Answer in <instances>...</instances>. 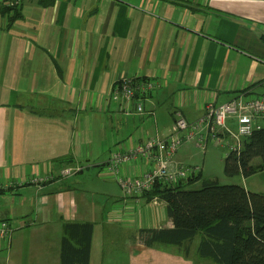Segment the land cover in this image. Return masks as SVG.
<instances>
[{"label": "crops", "instance_id": "obj_1", "mask_svg": "<svg viewBox=\"0 0 264 264\" xmlns=\"http://www.w3.org/2000/svg\"><path fill=\"white\" fill-rule=\"evenodd\" d=\"M10 20L0 12V219L14 229L0 264H61L67 221L94 223L89 264H217L199 259L200 236L188 256L147 246L143 229L173 226L166 203L126 197L104 168L167 136L177 110L264 95V0H23ZM124 76L159 83L144 112L112 98ZM71 163L84 168L30 181Z\"/></svg>", "mask_w": 264, "mask_h": 264}, {"label": "trees", "instance_id": "obj_2", "mask_svg": "<svg viewBox=\"0 0 264 264\" xmlns=\"http://www.w3.org/2000/svg\"><path fill=\"white\" fill-rule=\"evenodd\" d=\"M0 12L14 21L20 16V6L0 4ZM224 162L228 175L247 177L264 170V127L246 140L240 152L228 153ZM201 177L200 173L177 186L157 183L145 193L166 203L173 223L171 227L143 229L145 244L175 246L188 256L200 236L199 257L217 264H264V192L213 178L203 179L200 188H186ZM93 228L91 221L63 223L61 264H89Z\"/></svg>", "mask_w": 264, "mask_h": 264}, {"label": "built area", "instance_id": "obj_3", "mask_svg": "<svg viewBox=\"0 0 264 264\" xmlns=\"http://www.w3.org/2000/svg\"><path fill=\"white\" fill-rule=\"evenodd\" d=\"M23 0H0L6 7L20 6ZM159 83L151 80H135L124 76L112 91V98L120 99L127 110L144 112V97L156 89ZM131 104L134 106L131 107ZM264 127V95H251L241 92L221 103L210 100L204 106L202 114L194 120H188L180 110L175 112V120L169 134L165 137L147 136L124 149L112 152L104 172L115 180L126 197L140 198L151 191L157 183L177 186L198 176L202 167L187 164L176 159V153L183 141H194L206 149L209 141L230 152H240L246 140ZM140 164L142 170H133ZM79 163L66 164L58 171L46 175H34L32 183L43 185L49 181L64 179L83 170ZM156 200V197L154 198ZM14 229L6 219H0V239L10 245Z\"/></svg>", "mask_w": 264, "mask_h": 264}, {"label": "rangeland", "instance_id": "obj_4", "mask_svg": "<svg viewBox=\"0 0 264 264\" xmlns=\"http://www.w3.org/2000/svg\"><path fill=\"white\" fill-rule=\"evenodd\" d=\"M224 153H227L226 148L215 145L211 141L207 144L206 149L199 147L194 141H183L176 156L188 155L191 158L190 162L193 165L202 167L203 171V176L199 180L186 185V188H200L203 179L215 178L222 184H243L251 191L264 192V170L247 177L241 173L228 175L225 172Z\"/></svg>", "mask_w": 264, "mask_h": 264}]
</instances>
